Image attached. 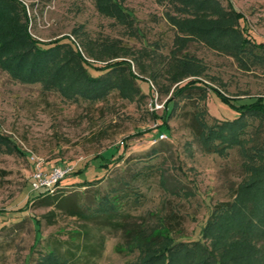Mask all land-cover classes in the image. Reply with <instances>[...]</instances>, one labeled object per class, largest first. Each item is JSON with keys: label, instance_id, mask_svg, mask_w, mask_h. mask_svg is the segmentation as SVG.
Masks as SVG:
<instances>
[{"label": "rangeland", "instance_id": "374dc122", "mask_svg": "<svg viewBox=\"0 0 264 264\" xmlns=\"http://www.w3.org/2000/svg\"><path fill=\"white\" fill-rule=\"evenodd\" d=\"M19 1L33 38L47 42L68 36L94 65L106 62L90 58L85 42L94 41L97 48L100 43L118 44L112 61L127 60L138 79L130 97L114 90L89 102L68 100L40 83H21L0 69V132L14 145L0 149V264H42L39 253L51 244H69L82 227L80 219L67 214L64 195L103 192L116 178L130 177L143 165L151 170L140 184L144 202L129 209L132 221L153 228L166 224L176 240H202L210 213L232 200L245 173L237 147L222 155L202 149L193 113L203 109L210 122L233 119L236 112L213 89L240 100L264 98V71L245 69L230 54L189 41L178 54L203 64L197 78L204 100L175 98L172 103L174 88L190 77L175 82L163 72L182 36L169 19L182 16L170 0H116L132 27L100 13L94 0ZM219 1L227 5V0ZM229 1L243 15L244 34L264 42V0ZM107 54L104 58L111 60ZM257 124L249 120L247 136ZM98 155L114 162L102 168L101 158H94ZM54 167L72 171L53 188L61 194L51 203L38 199L30 181L37 170L48 176ZM95 178L101 179L81 186ZM94 236L102 239L103 248L88 264H126L138 253L129 249L121 232L97 230Z\"/></svg>", "mask_w": 264, "mask_h": 264}, {"label": "trees", "instance_id": "16d2710c", "mask_svg": "<svg viewBox=\"0 0 264 264\" xmlns=\"http://www.w3.org/2000/svg\"><path fill=\"white\" fill-rule=\"evenodd\" d=\"M182 14L169 16L178 36L171 50L170 60L163 72L177 82L173 98L204 100L202 81L197 78L204 66L201 61L178 54L189 41H200L234 57L245 69L259 67L264 71V42L247 37L240 26L242 13L227 0H170ZM100 13L132 27V19L116 0H94ZM89 41V40H88ZM84 43L95 61L94 65L68 36L47 42L33 38L28 32L25 7L19 0H0V69L21 83H40L46 90H55L68 100L79 98L94 102L105 99L116 90L122 97H130L134 81L138 79L127 60H114L118 44ZM110 55L105 59L104 55ZM220 100L236 112L231 120H206L204 110L197 108L193 121L198 140L205 152L226 154L237 147L242 158L244 177L238 183L230 202L214 207L201 230L202 240L182 241L171 236L166 224L153 228L132 221L129 209L142 204L144 196L140 184L151 170L143 165L130 177L121 175L108 184L103 192L84 195L74 190L62 195L68 215L80 219L82 227L75 231L67 245L51 244L39 253L42 264H88L100 255L103 242L95 237L97 230L121 232L129 249L138 253L126 264H264V98L240 100L213 89ZM198 103V102H197ZM199 107L201 105L199 104ZM258 124L246 135L249 120ZM11 140L0 132V149L12 150ZM12 145V146H11ZM100 167L109 168L114 161L103 155ZM72 171L70 169L69 173ZM78 170L77 173H81ZM95 178L89 186L100 181ZM58 183L55 184L57 186ZM57 189V188H56ZM41 187L35 191L38 199L55 202L59 190ZM63 194V193H62ZM63 207V205H62ZM133 244V245H132Z\"/></svg>", "mask_w": 264, "mask_h": 264}, {"label": "built area", "instance_id": "2783aa9c", "mask_svg": "<svg viewBox=\"0 0 264 264\" xmlns=\"http://www.w3.org/2000/svg\"><path fill=\"white\" fill-rule=\"evenodd\" d=\"M160 137H163V134H161ZM70 169L71 167L66 169L54 167L52 168L51 173L48 176L41 170H37L33 174L32 180L30 181L31 189L37 190L41 187H46L49 189V191H53L55 184L58 183V181L64 176H66L69 173Z\"/></svg>", "mask_w": 264, "mask_h": 264}]
</instances>
